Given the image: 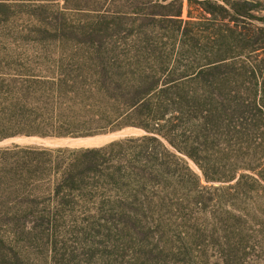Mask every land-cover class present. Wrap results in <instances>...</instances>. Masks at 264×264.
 Here are the masks:
<instances>
[{
  "label": "trees",
  "instance_id": "obj_1",
  "mask_svg": "<svg viewBox=\"0 0 264 264\" xmlns=\"http://www.w3.org/2000/svg\"><path fill=\"white\" fill-rule=\"evenodd\" d=\"M147 3V9L131 3L115 18L123 25L145 22L143 31L85 37L75 42L76 54L60 60L69 65L65 73L0 84L1 104L14 110L11 117L0 116V141L21 135L85 138L126 128L143 131L96 148H0L3 195H47L26 198L23 204L33 210L14 217L16 224L120 233L109 236L107 244L78 251L53 246L58 262L89 257L104 264H144L143 245L121 238L128 236L127 229L139 234L143 216L129 212V200L111 195L175 193L194 184L192 178L202 187L187 159L207 182H221L209 175V152L219 155L227 139L232 145L253 143L254 130L264 128L263 82L253 62L235 60L240 49L254 53L264 47L228 26L247 13L226 0H188L184 19V0ZM192 4L200 17L193 15ZM195 18L211 23L206 36L194 30L199 25ZM155 27L184 39L194 51L207 40L211 51L182 64L176 44L164 43ZM12 126L16 131L8 133Z\"/></svg>",
  "mask_w": 264,
  "mask_h": 264
},
{
  "label": "rangeland",
  "instance_id": "obj_2",
  "mask_svg": "<svg viewBox=\"0 0 264 264\" xmlns=\"http://www.w3.org/2000/svg\"><path fill=\"white\" fill-rule=\"evenodd\" d=\"M148 1L0 0V84H13L19 77L65 73L69 65L60 60L76 54L75 42L85 37L143 31L145 22L123 25L115 18L128 11L131 3L138 2L139 9H147ZM226 1L248 16L228 26L237 33L247 34L254 46L264 47V0ZM188 6V0H184V19L188 18ZM192 7L193 15L200 17L194 11L198 6L192 4ZM208 18H212L211 15ZM194 21L199 24L193 26L194 30L200 29L201 35L206 36L211 23L199 18ZM224 22L217 25L223 26ZM154 32L167 45L176 44L174 52L182 64L211 51L207 40H202L201 49L194 51L184 39H177L175 34L173 37L163 28L155 27ZM250 49L238 50L235 60L240 65L254 63L263 82L260 96L264 101V51L251 53ZM13 115L9 104H1L0 100V116ZM15 129L12 126L6 131L12 133ZM135 133L132 137L143 135L141 130ZM9 143L0 144V148L14 147L7 146ZM231 143L225 140L219 155L209 152L212 155L209 175L222 179L221 182H207L198 165L187 159L202 187L192 178L194 184L175 193L166 190L165 195H111L129 200V212L143 216V230L138 234L127 229L128 236L121 238L124 243L132 240L137 247L143 245L144 264H264V128L254 130V142L247 143L253 145L243 152L240 148L247 145ZM244 165L250 168H241ZM233 175L236 178L228 181ZM4 190L0 184V264H104L89 257L58 262L51 247L64 246L63 249L76 248L77 251L82 247H97L100 242L107 244L109 236L119 232L50 231L18 225L14 217L33 210L23 204L24 200L28 197L43 199L47 195H3Z\"/></svg>",
  "mask_w": 264,
  "mask_h": 264
},
{
  "label": "water",
  "instance_id": "obj_3",
  "mask_svg": "<svg viewBox=\"0 0 264 264\" xmlns=\"http://www.w3.org/2000/svg\"><path fill=\"white\" fill-rule=\"evenodd\" d=\"M140 131L136 128H126L118 132H113L104 135H97L85 138H41L33 136H20L11 138L9 140L0 141V144H5V142H10L7 146H19L21 144L31 145V146H44L51 148H71V149H87L102 147L111 142L117 141V139L112 140V137L123 135L126 137L135 136V132ZM109 138V139H103ZM111 139V140H110ZM110 140V141H109ZM119 140V139H118Z\"/></svg>",
  "mask_w": 264,
  "mask_h": 264
},
{
  "label": "bare ground",
  "instance_id": "obj_4",
  "mask_svg": "<svg viewBox=\"0 0 264 264\" xmlns=\"http://www.w3.org/2000/svg\"><path fill=\"white\" fill-rule=\"evenodd\" d=\"M103 139H106V140H107V139H109V138H103Z\"/></svg>",
  "mask_w": 264,
  "mask_h": 264
}]
</instances>
